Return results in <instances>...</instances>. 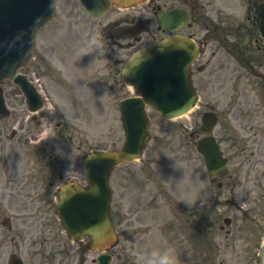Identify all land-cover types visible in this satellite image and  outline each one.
I'll return each mask as SVG.
<instances>
[{"label": "rangeland", "instance_id": "374dc122", "mask_svg": "<svg viewBox=\"0 0 264 264\" xmlns=\"http://www.w3.org/2000/svg\"><path fill=\"white\" fill-rule=\"evenodd\" d=\"M235 2L239 1L235 0ZM236 9L242 13L243 4L238 3ZM111 17L112 14L100 21L105 23L113 19ZM152 24H155V21ZM66 29L68 33L64 32ZM106 33L103 25L98 21L90 20L75 1L58 0L54 19L45 29L37 33L35 59L24 67L28 70V74L31 70L37 72L42 78L44 91L51 99L53 115L45 120V125L52 128L49 137L53 138V133L59 134L61 130L58 127L53 129L56 123H60L65 129L63 132L70 133L72 141H75L73 145L77 143L82 152H87L92 147L115 148L120 146L123 139L122 128L117 117V102L129 91L122 87L120 76L114 74L118 68L115 64L116 59L125 56L117 54L118 47L109 43ZM150 39L148 35L145 40ZM71 44L72 49H67ZM74 48L82 55L74 54ZM67 56H75L84 60L88 66L86 72L81 73L80 69L74 70L72 66L83 62L77 59L69 65L66 63ZM83 56L86 57L83 58ZM231 67L234 69L235 64ZM11 87L10 83L4 84L6 93H9ZM92 89L98 92L94 93ZM215 89V81H213L209 88L201 91L198 108L176 119H165L153 110L148 111L150 141L147 143L143 157L122 165L112 174L114 195L118 196L119 190L116 187L123 184L128 189L127 201L129 202L130 199L129 193L132 202L135 201L129 211L128 206L125 205V216L140 219L142 212L141 206L139 207L140 196L138 194L148 188H151L153 192L155 190L159 192V187L174 191V194L179 196L178 200L186 205V212H192V207L197 206L202 197L206 205L214 202V192L209 186L203 160L195 148V138L190 137L189 133L193 131L197 133V137L201 135L198 132L201 113L203 109L205 110L206 103L215 104ZM16 96H10V94L7 96L12 101L10 105L14 106V112L24 107L21 97ZM86 98H89V102L94 106L90 105ZM97 99L98 103H96ZM224 100L227 103L228 98ZM218 127L214 134L218 133ZM233 131H239L238 127L227 126L224 135L229 137ZM9 133L10 129L0 133V141H4ZM241 133L242 136L247 137L249 131L245 130ZM58 141L70 140L63 136ZM228 144L229 142L226 143ZM57 149L62 155L71 153L61 144ZM229 195L228 190H225L221 197H231ZM242 196L243 192L238 191L235 196L239 200H236L237 203L242 204V199H240ZM159 201L166 202L165 196H160ZM152 204L156 205L157 200H154ZM213 205L210 206L213 207ZM216 206L220 208L222 217L230 215L233 218L229 226V229L233 231V237H226V232L219 231V226L216 225L208 235L214 238L218 249L216 250L212 243L203 241L201 242L202 250L198 245L196 251L189 254L185 247L176 246L177 254L189 258V260H182L180 264H203L204 259L205 264H255L253 255L264 232V216L260 215L262 209L255 208L252 212L247 209V213L243 215L240 211H234L226 205ZM144 209L147 210V206ZM154 209L156 212L150 209L148 218H155L156 215L155 220L150 222L141 219L131 227L127 224L121 231L123 239L121 245L130 252L127 264L145 261V258L151 254L149 249L170 248L167 236L169 221L166 203ZM247 218L248 220L243 222ZM251 218L257 219V224L248 222ZM188 227L189 225H180L176 220L173 226L176 238L182 239V231L184 235L192 233ZM146 228L149 229L148 232ZM248 246H251L249 250L246 249ZM137 250H140L139 254L144 259L133 258Z\"/></svg>", "mask_w": 264, "mask_h": 264}, {"label": "flooded vegetation", "instance_id": "af4514ba", "mask_svg": "<svg viewBox=\"0 0 264 264\" xmlns=\"http://www.w3.org/2000/svg\"><path fill=\"white\" fill-rule=\"evenodd\" d=\"M196 6L191 5L192 8ZM252 12L257 18H264V7L261 3H254ZM195 33V30L191 31V34ZM45 207L41 205L38 208L44 209ZM2 228L4 227L0 225V264H14L12 260L10 261L11 256L19 258L22 264H73L75 262V255L70 251H61L59 259L56 258L57 256L47 254V243L54 239L48 241L42 234L27 239L24 234H21L18 226H10L5 230Z\"/></svg>", "mask_w": 264, "mask_h": 264}, {"label": "water", "instance_id": "95a60500", "mask_svg": "<svg viewBox=\"0 0 264 264\" xmlns=\"http://www.w3.org/2000/svg\"><path fill=\"white\" fill-rule=\"evenodd\" d=\"M26 1H28V0H26ZM5 7H6V4L1 5L0 6V12L5 10ZM43 13H44L43 11H35V12L30 11V12H27L26 14H24L23 16H21L18 21H9L8 23H5V24H3L2 19L0 18V48L6 49L7 45L9 43H11L14 39L19 37L20 35L27 32L29 30V28L31 26H33V24L37 20H39L40 18L43 19L45 16V15H43ZM165 45H166V43L161 44V46H163V47ZM167 46H169V44H167ZM159 49H161V48H159ZM146 56L147 55L141 57V60L143 58H145ZM166 56H168V54H166ZM156 57L162 58L161 54L157 55ZM16 62H15V64H16ZM166 65H167V68L171 67L170 63H167ZM145 66H147V64H145ZM4 73H6V72H4ZM4 73L0 74V78ZM164 87H168V86H166L163 83H160V85L155 88L154 92L156 94H155V97L151 96L152 100L157 99L159 102H163L164 104L171 103L170 101L164 100L165 99L164 91H163ZM181 94H184V91H182V92L180 91L179 96ZM147 97H148V99L150 98L149 96H147ZM190 102H191V100L182 109H179L175 112L176 113L182 112L183 110H185L189 106ZM138 106L139 107L136 110L141 111V109H140L141 103L140 102L138 103ZM129 116H130V114H129ZM112 161H113L112 158L105 157V156H96L92 160L93 166H91V170H92L91 181L94 182L95 191L98 187H103L105 185V178L107 175V171H108L109 165L112 163ZM95 210H97V208H95ZM262 258H264V248L262 251Z\"/></svg>", "mask_w": 264, "mask_h": 264}, {"label": "clouds", "instance_id": "9594fccd", "mask_svg": "<svg viewBox=\"0 0 264 264\" xmlns=\"http://www.w3.org/2000/svg\"><path fill=\"white\" fill-rule=\"evenodd\" d=\"M94 11H98V9ZM145 264H180V259L175 249L168 248L153 251L147 258Z\"/></svg>", "mask_w": 264, "mask_h": 264}]
</instances>
